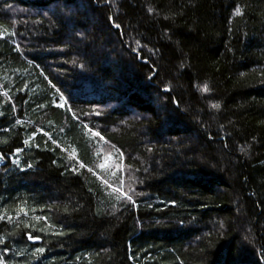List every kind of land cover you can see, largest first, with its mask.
Returning <instances> with one entry per match:
<instances>
[{
  "label": "trees",
  "instance_id": "obj_1",
  "mask_svg": "<svg viewBox=\"0 0 264 264\" xmlns=\"http://www.w3.org/2000/svg\"><path fill=\"white\" fill-rule=\"evenodd\" d=\"M0 264H264V0H0Z\"/></svg>",
  "mask_w": 264,
  "mask_h": 264
},
{
  "label": "snow or ice",
  "instance_id": "obj_2",
  "mask_svg": "<svg viewBox=\"0 0 264 264\" xmlns=\"http://www.w3.org/2000/svg\"><path fill=\"white\" fill-rule=\"evenodd\" d=\"M237 14L239 15V12H237ZM115 26H116L117 28L120 27L119 24H116ZM205 90H207V86H205ZM213 107H217V108H218L219 105H213ZM97 135H98V133H97ZM80 167H84V165L81 164ZM73 171H75V169H73ZM127 199H128V200H131V196H128ZM28 239H29V240H33V237H32V236H29ZM36 251H37V252H43V249H42V248H37Z\"/></svg>",
  "mask_w": 264,
  "mask_h": 264
},
{
  "label": "water",
  "instance_id": "obj_3",
  "mask_svg": "<svg viewBox=\"0 0 264 264\" xmlns=\"http://www.w3.org/2000/svg\"><path fill=\"white\" fill-rule=\"evenodd\" d=\"M30 242L33 244V245H38V244H41L43 243V241L39 238H33V240H30Z\"/></svg>",
  "mask_w": 264,
  "mask_h": 264
}]
</instances>
